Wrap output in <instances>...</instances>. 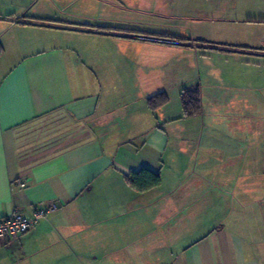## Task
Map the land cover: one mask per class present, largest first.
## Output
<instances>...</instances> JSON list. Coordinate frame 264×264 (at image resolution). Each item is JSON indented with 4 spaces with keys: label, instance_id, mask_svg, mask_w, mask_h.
I'll use <instances>...</instances> for the list:
<instances>
[{
    "label": "crops",
    "instance_id": "crops-1",
    "mask_svg": "<svg viewBox=\"0 0 264 264\" xmlns=\"http://www.w3.org/2000/svg\"><path fill=\"white\" fill-rule=\"evenodd\" d=\"M64 1L75 0H0V217L30 215L50 201L57 206L17 241L0 242V264H264V220L246 216L259 209H225L222 188H208L203 170L216 157L215 180L228 179L222 169L234 158L223 150L243 147L220 141L227 128L219 123L208 126L213 141L202 138L200 117L221 105L209 64L250 42L197 39L203 43L194 46L124 29L125 19L104 30L55 13ZM79 1L100 5L108 19L152 14L212 23L250 19L235 15L239 5L255 2ZM196 49L201 67L190 77L188 51ZM193 86L200 87L201 111L183 118L180 92ZM159 92L167 103L149 109L147 99ZM166 160L178 170L164 178ZM143 168L161 182L138 192L124 176ZM254 172L244 182L264 179V170ZM17 180L24 186L11 184ZM246 189L242 197L251 196ZM209 205L222 213L213 225Z\"/></svg>",
    "mask_w": 264,
    "mask_h": 264
},
{
    "label": "rangeland",
    "instance_id": "rangeland-1",
    "mask_svg": "<svg viewBox=\"0 0 264 264\" xmlns=\"http://www.w3.org/2000/svg\"><path fill=\"white\" fill-rule=\"evenodd\" d=\"M106 7L115 8L113 5ZM143 8L146 9L148 7L144 6ZM53 9L55 13L56 9L57 11L58 9L64 10L69 13L67 14L69 17L77 21L93 24L95 27L104 30L111 29L108 27L103 28L106 25H118L112 19H125L127 22H119L124 29L140 28L153 32L156 35L160 34V37L163 36L175 40L180 39L194 46H196V42L203 43L197 39L211 41H223L222 39H225V41H229L230 39L248 40L250 42L249 45H251L250 47L242 46L244 50L239 47L234 48L236 51L241 50L240 52H222L218 60L219 62H216L215 59H213L214 61L211 60L209 64L211 68L209 76L217 78L220 83L218 86V100L221 105H217L218 107L214 108V111L208 110L209 114L206 112L205 115L208 118L200 117L202 126H207L202 133L203 140L211 142L216 138V133H211L208 126L219 123L227 128L219 132L218 137L220 141L230 144L240 143L243 147L241 149L223 150L224 153L234 158L232 163H226L227 165L222 169V172L230 174L228 179L218 180V182L215 180V175H219V166L216 169L214 166H211V163L218 159L216 157H212L208 164H204L203 170L208 168L206 177L208 188H214L213 185L219 186V189L222 188V191H219V193L225 194L222 197L225 200V209L230 205H236V203L238 206L240 203L242 205L244 203L245 206L251 209H259L256 215L248 213L246 216L251 217V219L258 216L261 220H264V179L252 177L251 175L250 181L244 182V178L248 176V172L255 173L254 170H264V20H261L264 17V0H255L253 3L250 2L238 6L239 10H237L235 17H251L250 19L216 23L206 21L183 22L160 18L152 14H138L140 15L138 17L124 16L108 19L106 11H102L100 5L91 6L79 0L58 2V4L53 6ZM34 36H37V34L34 33ZM207 46L216 48V46L222 47L224 44L207 43ZM226 47L231 48V45H227ZM246 51L252 52L249 54ZM188 53H192L193 59L190 66L194 68V71L191 72L190 77H194L196 70L201 67L199 65L200 60L195 56L200 55L202 52L196 49L188 51ZM200 58L202 59V56ZM183 73L181 72L180 75L182 76ZM208 89L210 90V87ZM219 102L217 101L216 103L219 104ZM194 122L200 123V121ZM234 127H238L239 129L233 131ZM249 128L252 132L248 131ZM246 158L250 159V163L247 164L245 162ZM166 161L163 167L164 178L171 171L176 173L178 170V164L172 165ZM231 173L236 178H233ZM171 184L172 179L165 180L161 188L165 189L167 185ZM242 185H246V187H242ZM245 188L250 189L249 194L251 196H241ZM213 208L214 206L209 205V225L217 223L219 217H222V213L218 211L213 212ZM224 215L226 219H228V216L231 217L230 213H224ZM194 232L193 228V235Z\"/></svg>",
    "mask_w": 264,
    "mask_h": 264
},
{
    "label": "trees",
    "instance_id": "trees-1",
    "mask_svg": "<svg viewBox=\"0 0 264 264\" xmlns=\"http://www.w3.org/2000/svg\"><path fill=\"white\" fill-rule=\"evenodd\" d=\"M180 105L182 117L188 118L198 115L201 111V92L199 86L186 87L180 92ZM165 92H159L147 99V106L151 110L167 103ZM126 183L138 192H142L158 186L161 182L160 175L146 168L136 172H130L124 176Z\"/></svg>",
    "mask_w": 264,
    "mask_h": 264
},
{
    "label": "built area",
    "instance_id": "built-area-1",
    "mask_svg": "<svg viewBox=\"0 0 264 264\" xmlns=\"http://www.w3.org/2000/svg\"><path fill=\"white\" fill-rule=\"evenodd\" d=\"M14 183H17L20 187L24 186V183L19 180L13 181L11 184L14 185ZM56 208L55 202L50 201L45 207L35 209L30 215L13 210L8 215L0 217V242L6 244L10 241H17L33 225Z\"/></svg>",
    "mask_w": 264,
    "mask_h": 264
}]
</instances>
